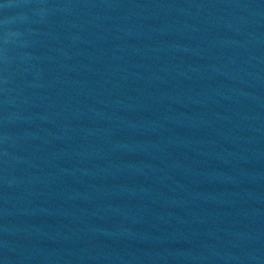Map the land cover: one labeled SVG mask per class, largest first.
I'll list each match as a JSON object with an SVG mask.
<instances>
[{"label": "water", "instance_id": "95a60500", "mask_svg": "<svg viewBox=\"0 0 264 264\" xmlns=\"http://www.w3.org/2000/svg\"><path fill=\"white\" fill-rule=\"evenodd\" d=\"M0 264H264V0H0Z\"/></svg>", "mask_w": 264, "mask_h": 264}]
</instances>
